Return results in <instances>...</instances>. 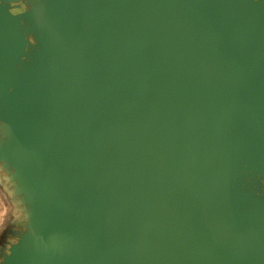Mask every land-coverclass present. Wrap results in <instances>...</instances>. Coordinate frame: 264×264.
I'll return each mask as SVG.
<instances>
[{"label":"water","instance_id":"95a60500","mask_svg":"<svg viewBox=\"0 0 264 264\" xmlns=\"http://www.w3.org/2000/svg\"><path fill=\"white\" fill-rule=\"evenodd\" d=\"M0 170V264H264V0H0Z\"/></svg>","mask_w":264,"mask_h":264},{"label":"rangeland","instance_id":"374dc122","mask_svg":"<svg viewBox=\"0 0 264 264\" xmlns=\"http://www.w3.org/2000/svg\"><path fill=\"white\" fill-rule=\"evenodd\" d=\"M5 176L6 173L0 170V192L8 208L6 220L0 225V259L2 252L7 248L10 242L15 240L16 231H18L24 223L22 219L23 215L18 211L19 205L16 204V198L7 189ZM263 181L264 178H261L257 186L261 185Z\"/></svg>","mask_w":264,"mask_h":264},{"label":"crops","instance_id":"0c3cea01","mask_svg":"<svg viewBox=\"0 0 264 264\" xmlns=\"http://www.w3.org/2000/svg\"><path fill=\"white\" fill-rule=\"evenodd\" d=\"M7 210H8V208H7L6 203L2 197V193L0 192V225L2 224L3 221L6 220ZM16 217H17V215H16Z\"/></svg>","mask_w":264,"mask_h":264},{"label":"flooded vegetation","instance_id":"af4514ba","mask_svg":"<svg viewBox=\"0 0 264 264\" xmlns=\"http://www.w3.org/2000/svg\"><path fill=\"white\" fill-rule=\"evenodd\" d=\"M22 7H23V5H22V3H20V8L18 9V10H22ZM261 193H263L264 194V181H263V183L261 184V185H259V186H255Z\"/></svg>","mask_w":264,"mask_h":264}]
</instances>
